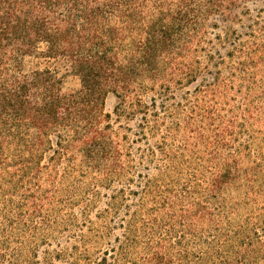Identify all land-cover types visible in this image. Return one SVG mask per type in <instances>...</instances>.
<instances>
[{
  "label": "trees",
  "instance_id": "16d2710c",
  "mask_svg": "<svg viewBox=\"0 0 264 264\" xmlns=\"http://www.w3.org/2000/svg\"><path fill=\"white\" fill-rule=\"evenodd\" d=\"M253 1L0 0V262L15 264L16 230L33 239L23 264L264 263L253 218L231 228L223 196L241 179L244 196L263 191L243 168L264 116V18ZM218 17L245 20V31L216 37L224 56L206 39ZM33 53L65 59L79 88L64 93L48 68L25 72ZM198 76L193 96L182 91ZM109 92L115 113L137 120L133 138L110 124ZM113 184L122 187L97 188ZM63 233L74 243L47 248Z\"/></svg>",
  "mask_w": 264,
  "mask_h": 264
},
{
  "label": "rangeland",
  "instance_id": "374dc122",
  "mask_svg": "<svg viewBox=\"0 0 264 264\" xmlns=\"http://www.w3.org/2000/svg\"><path fill=\"white\" fill-rule=\"evenodd\" d=\"M246 7L250 9V13L252 15L257 14L259 16H262L264 18V0H258L249 2L246 4ZM239 10H235V12H238ZM264 19L258 20V22L262 23ZM211 22H214V26H210L208 29V34L206 35V39L209 40L213 45V50H217L222 56L229 50V46L224 44L223 46H220L218 42L216 41L217 36H223L224 30L227 26H232L234 29H236L238 32H243L245 29L243 28V22L237 23V22H231L228 20H221L219 17L212 19ZM264 41V38L260 39ZM41 49L43 50V46H41ZM22 66L23 70L25 72H30L36 69H45L48 68L55 72V74L60 78L61 80V89L64 93H69L72 91H75L79 88V79L77 76L73 74V72L70 69V66L68 62L63 58H52L47 57L40 53H33L32 55L25 56L22 60ZM225 72V71H223ZM201 76L197 77L196 82H192L191 84L185 86L182 91H188L190 96H193L194 89L199 85L201 82ZM206 81H211L212 76H206ZM264 88V85H263ZM149 95L143 96L144 100H147ZM120 102L119 97L117 94L109 92L105 98L104 102V110L110 115V124L112 127L119 133V134H125L130 138H133L131 131L135 129V124L137 120L135 118H128L125 116H119L117 113H115V109L118 106ZM258 105H261V102H257ZM127 128V129H126ZM254 128V142L251 145L250 148V155L245 157L243 162V168L250 169L248 179L254 180L253 185L254 188L258 189L257 187L263 186V191H259L256 195L249 194L247 197L244 196L246 192V188L243 187L242 181L244 179H241V182L238 183V188L231 187L229 188L223 196L225 197L226 204L233 205L235 207V212L232 215V224L231 228H235L238 224H242L244 221V218L246 216L253 218L252 221L256 224L254 225V229L259 232V234L264 236V116L263 120L259 124H255L253 126ZM246 140V136L243 135L239 138V141ZM153 140H151L152 142ZM139 144H135L133 146H138ZM144 174L148 172V174L153 175L156 173L154 169L150 170H142ZM122 187L119 184H113L110 189H104L101 187H97L99 191L102 194H110V192L114 189H118ZM132 189H138L139 187H136L135 185L130 186ZM106 196L102 195L97 201L96 204L93 206V208L90 210L88 218L91 220H95L94 215L103 209L105 207L106 202ZM249 197V198H248ZM252 199V201L250 200ZM133 198H131L132 200ZM245 199L247 200L246 204H242L241 201ZM252 202H256L255 206H252ZM258 208V210L256 209ZM261 208V209H259ZM74 214L80 218V206H74L72 208ZM70 211V209H69ZM257 211H260L258 213ZM256 216L253 217L252 215ZM260 214V216L258 215ZM2 218H0V223H2ZM117 222V219H112L109 224L113 225ZM81 229V231H80ZM79 231L75 228H72L76 233L79 232H85L86 227L82 226L80 227ZM14 232V233H13ZM12 233H10V248L11 252L14 253V256L12 257L13 262L15 264H23L20 260L29 257L28 250L30 248V245L33 242V239L30 237L27 238L26 233L23 235H20L19 238L16 237V230H14ZM121 233V229H113L112 235L109 238V240L112 242V239L114 236H119ZM54 241H51V245L47 248L54 249V248H61V247H69L71 244L74 243L73 239H69V241L66 240V233L63 234H55ZM30 240H32L30 242ZM35 241V240H34ZM38 242V240H37ZM58 244V246H56ZM46 248L44 245H41L39 243V246L37 247L38 252V258H41L43 255V250ZM101 250H104L106 248V245H102ZM96 257V255H93V258ZM0 264H9L7 261H2ZM264 264V263H263Z\"/></svg>",
  "mask_w": 264,
  "mask_h": 264
}]
</instances>
